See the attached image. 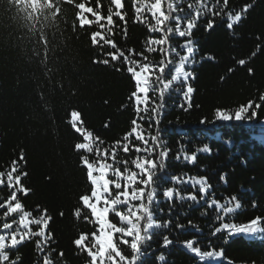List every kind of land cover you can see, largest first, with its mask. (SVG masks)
Instances as JSON below:
<instances>
[{"label":"trees","instance_id":"trees-1","mask_svg":"<svg viewBox=\"0 0 264 264\" xmlns=\"http://www.w3.org/2000/svg\"><path fill=\"white\" fill-rule=\"evenodd\" d=\"M215 226L201 260L264 264V0H0V264H189Z\"/></svg>","mask_w":264,"mask_h":264},{"label":"bare ground","instance_id":"bare-ground-1","mask_svg":"<svg viewBox=\"0 0 264 264\" xmlns=\"http://www.w3.org/2000/svg\"><path fill=\"white\" fill-rule=\"evenodd\" d=\"M218 124V121L216 120V119H213L212 120V122H209V123H207L206 124V126L209 128V129H211V128H214V129H216V125ZM200 126L202 127V128H204L201 124H200ZM214 129H211L212 131L214 130ZM223 135H224V133H222ZM227 145H229V143H227ZM124 165L125 166H127V167H131L132 166V164H130V161L129 160H127V161H125V163H124ZM159 166V165H158ZM106 178H108V179H113V177H109L108 175L106 176ZM183 181L186 183V184H189L190 183V181L189 180H185V179H183ZM79 219H81L82 221L83 220H85V219H87V216H86V214L84 215V216H82V217H78ZM86 225H87V229H89V227H88V220H86L85 222H84ZM92 223H93V226H94V228L95 229H97V230H100V228H103V227H105L106 226V223H105V220L103 219V218H100L99 216H95V218L93 219V221H92ZM207 224H208V226L209 227H213L215 224L214 223H212V222H207ZM105 229H106V233H105V235H104V238H105V240L106 241H110V240H114L116 237L118 238V241H119V239H120V237L122 236V234L121 233H119V232H116V230L115 229H111V228H109V229H107L106 227H105ZM188 229H186V228H183L181 231H182V236H186V234L188 233V232H190V230H188ZM220 231H222L223 232V227H216L215 226V228H214V230H213V234H211L210 236H207V235H203V238H196V240L195 241H192L193 242V245L196 247V248H199V250H198V252L195 254V253H193V252H191V251H189V253H188V249H186L185 248V246L184 245H182L180 248H182V249H184L185 250V253L191 258L190 259V262H189V264H210V263H212L214 260H215V257L213 256H208V258L206 259V260H201L200 258H201V256L203 255V253L201 252L202 251V246H203V242H204V240H206V238H218V237H221V235H219V233H222V232H220ZM226 233H228L233 239H239V238H241L242 237V235H241V233L240 232H238V231H234V230H230V229H226V231H225ZM224 232V233H225ZM193 234H196L197 235V233H195V232H193ZM259 234L260 233H254L253 234V236H254V239L256 238H258V236H259ZM202 235V234H201ZM197 239L199 240V239H202L200 242H198L197 241ZM123 240H121V242H122ZM206 243H208V241L207 242H205V244ZM223 244H225V243H223ZM189 248H190V245H187ZM198 259V260H197Z\"/></svg>","mask_w":264,"mask_h":264}]
</instances>
